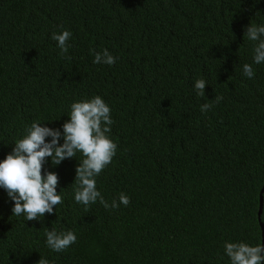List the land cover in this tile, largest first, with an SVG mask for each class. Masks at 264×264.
I'll return each mask as SVG.
<instances>
[{
  "label": "trees",
  "instance_id": "16d2710c",
  "mask_svg": "<svg viewBox=\"0 0 264 264\" xmlns=\"http://www.w3.org/2000/svg\"><path fill=\"white\" fill-rule=\"evenodd\" d=\"M249 25H264V0H0V161L33 121L62 145L71 105L95 96L117 145L95 177L108 208L75 201L79 151L45 158L62 198L51 214H13L0 188V264H231L226 243L264 246V62ZM105 49L113 65L94 63ZM53 229L76 242L53 251Z\"/></svg>",
  "mask_w": 264,
  "mask_h": 264
},
{
  "label": "clouds",
  "instance_id": "9594fccd",
  "mask_svg": "<svg viewBox=\"0 0 264 264\" xmlns=\"http://www.w3.org/2000/svg\"><path fill=\"white\" fill-rule=\"evenodd\" d=\"M246 34L251 41L258 43L254 47V63L264 62V25H249ZM71 33H53L52 39L58 42L61 54L68 52L67 41ZM116 58L107 49L103 53H95L94 63L113 65ZM244 75L254 76L251 65L243 66ZM206 81L197 80L194 88L198 94H204ZM222 97H215L219 102ZM212 105L204 104L201 111H208ZM70 119L63 125V144L59 143L61 131L33 121L26 129L23 138L16 141L12 152L0 161V188L6 190L9 198L14 202L13 214L26 215L28 221L37 220L45 213L51 214L54 206L62 203L57 193L58 176L55 172L42 174L45 158L51 157L53 165H59L65 158L75 157L77 151L84 159L76 168L75 189L76 202L88 206L99 198L105 208L109 204L104 200L96 188V179L101 171L111 163L116 154L117 145L107 135L113 123L110 117V107L100 96L91 100L74 102L71 105ZM46 137H51L46 142ZM119 202L124 206L130 203L129 198L120 194ZM113 209L119 207L114 200ZM46 243L55 252H61L76 242V235L72 231L57 233L54 229L46 232ZM225 252L231 264H262L264 262V246H249L245 243L225 244ZM38 264H50L45 258H40Z\"/></svg>",
  "mask_w": 264,
  "mask_h": 264
},
{
  "label": "water",
  "instance_id": "95a60500",
  "mask_svg": "<svg viewBox=\"0 0 264 264\" xmlns=\"http://www.w3.org/2000/svg\"><path fill=\"white\" fill-rule=\"evenodd\" d=\"M263 192H264V185L262 186L261 191H260L259 211H258V220H259L260 227H261V230H262V244L264 242V226H263V224L260 221V214H261L262 203H263V198H262V193Z\"/></svg>",
  "mask_w": 264,
  "mask_h": 264
}]
</instances>
